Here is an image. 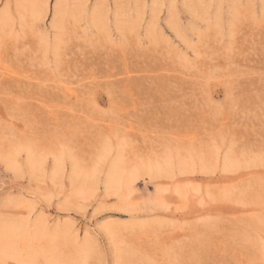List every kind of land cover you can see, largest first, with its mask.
I'll return each instance as SVG.
<instances>
[{"label": "rangeland", "instance_id": "374dc122", "mask_svg": "<svg viewBox=\"0 0 264 264\" xmlns=\"http://www.w3.org/2000/svg\"><path fill=\"white\" fill-rule=\"evenodd\" d=\"M1 230L0 264H264V0H0Z\"/></svg>", "mask_w": 264, "mask_h": 264}, {"label": "bare ground", "instance_id": "6f19581e", "mask_svg": "<svg viewBox=\"0 0 264 264\" xmlns=\"http://www.w3.org/2000/svg\"><path fill=\"white\" fill-rule=\"evenodd\" d=\"M114 180H115V179H114ZM110 184H111V183H110ZM7 230H8V229H7ZM12 230H13V229H12ZM15 230H16V229H15ZM8 231H9V230H8ZM8 231H6V230H1V231H0V254H1V256H3V257L6 256V255H8V254H10V255L13 254V253L15 252V250H16L17 245L20 244V243H22L24 246H27V248H28V246L30 245V241H29V245H28V240H29L30 238L28 239V237H26V238L28 239V240H26L27 242H25V240H24L23 238H21V237H23L24 234H26V233L23 232V234H20L21 236L19 235L20 237H18V236H14V234H15L16 232L13 233V234L9 232V234L12 235V236H11V235L8 234ZM10 231H11V230H10ZM13 231H14V230H13ZM16 231H17V230H16ZM21 232H22V230H21ZM17 235H18V233H17ZM22 235H23V236H22ZM28 236H29V235H28ZM32 238H33V237H32ZM34 240H35V239H34ZM34 240H33V243H34ZM36 240H37V239H36ZM38 240H39V239H38ZM31 241H32V239H31ZM33 245H34V244H33ZM24 246H23V247H24ZM31 246H32V245H31ZM31 246H30V247H31ZM36 246H37V245H36ZM42 246H43V245H42ZM23 247H21V248H23ZM33 247H34V246H33ZM39 247H40V246H39ZM46 247H47V245H46ZM49 247H50V246H49ZM21 248H20V250H21ZM36 248H37V247H36ZM42 248H43V247H42ZM42 248H41V249H42ZM52 248H53V247H52ZM45 249H46V248H45ZM50 249H51V248H50ZM53 249H54V248H53ZM24 250H27V249H25V247H24ZM28 250H29V249H28ZM28 250H27V251H28ZM43 250H44V248H43ZM43 250H42V251H43ZM54 250H55V249H54ZM54 250H53V251H54ZM21 251H22V250H21ZM31 251H32V250H31ZM44 251H45V250H44ZM53 251H52V252H53ZM55 251H56V250H55ZM28 252H29V251H28ZM37 252H38V251H37ZM37 252H35V253H37ZM39 252H40V251H39ZM39 252H38V253H39ZM49 252H50V251H49ZM15 253H16V252H15ZM22 253H23V252H22ZM33 253H34V252H32V253L30 252V253H27V254H28V255L31 254V255H29V256L32 257V254H33ZM35 253H34V254H35ZM38 253H37V256L40 255V254H38ZM40 253L42 254V252H40ZM43 253H45V252H43ZM46 253H48V251H47ZM49 254H50V253H49ZM49 254H47V255L49 256ZM15 255H16V254H15ZM15 255H14V256H15ZM35 255H36V254H35ZM43 255H44V254H43ZM43 255H41V256L43 257ZM19 256H22V255L19 254ZM19 256H18V258L20 259ZM54 256H56V255H54ZM15 257H16V256H15ZM35 257H36V256H35ZM38 257H39V256H38ZM56 257H57V256H56ZM21 258H22V257H21ZM39 258H40V257H39ZM44 258H45V255H44ZM52 258H53V257H52ZM33 259H34V258H33ZM35 259H36V261H37L38 258H35ZM40 259H41V258H40ZM46 259H47V258H46ZM53 259H54V258H53ZM56 260H57V261L59 260V262H60L61 259H60V258H59V259L57 258ZM26 261H28V260H26ZM33 261H35V260H32V262H33ZM47 261H48V260H47ZM57 261H56V262H57ZM61 261H62V260H61ZM38 262H39V261H38ZM41 262H42V261H41ZM54 262H55V259H54ZM43 263H44V262H43ZM60 263H61V262H60ZM26 264H27V263H26ZM50 264H51V263H50ZM62 264H63V263H62Z\"/></svg>", "mask_w": 264, "mask_h": 264}]
</instances>
